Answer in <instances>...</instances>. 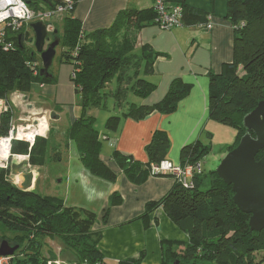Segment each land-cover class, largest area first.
<instances>
[{"label":"trees","instance_id":"obj_1","mask_svg":"<svg viewBox=\"0 0 264 264\" xmlns=\"http://www.w3.org/2000/svg\"><path fill=\"white\" fill-rule=\"evenodd\" d=\"M79 0H72L75 8ZM33 10L54 9L63 0H25ZM182 7L183 25L204 24L209 13L191 7L185 0H169ZM74 11V10H73ZM73 11L61 16L54 30L47 35L49 42L59 39L58 62L72 67L71 82L81 109L80 115L66 128L64 141L73 140L85 169L93 176L115 181L114 173L99 158L102 141L95 128V118L88 115L91 108L106 109V93L102 90L115 78L117 88L112 96L122 101L130 92L146 98L155 85L141 77L153 72V63L160 53L150 46L142 45L140 54L134 53L140 30L155 24L153 8H125L116 14L110 26L91 32L82 31L81 22L73 17ZM225 18L234 25L233 58L222 65L221 72L209 71L208 119L233 126L238 130L236 142L226 146L227 153L247 133L253 132L243 126V118L264 101V0H228ZM29 25L20 30L7 29L4 41L10 48L0 44V99L8 104V110L0 115V135H7L12 115L8 96L13 91L27 93L33 84H54L56 78L50 68L40 75V57L34 50L33 36L28 34ZM140 75V76H139ZM191 86L174 79L166 95L152 105L127 103L120 116H110L104 123L107 132L118 130L123 119L142 120L152 113H170L177 108L179 100L190 91ZM49 137L36 136L33 143L12 139L10 159L28 156L31 166H43L48 156ZM210 143L197 139L180 151L181 164H196L210 153ZM167 134L155 130L145 146L147 161L140 163L131 155L114 150L112 160L120 172L135 184L144 182L152 165H159L168 150ZM66 147V146H65ZM55 150V147L53 148ZM264 149L256 155L258 160ZM11 165L0 167V226L13 233L4 234L0 240L18 244V254L10 264H46L42 247L46 237L57 236L64 246L76 256L74 264H108L97 248L99 231L93 227L97 214L80 207L64 205L57 197L34 190H22L11 177ZM156 176H170L158 174ZM194 186L183 189L174 181L172 188L156 201L147 202L144 218L148 213L162 209L167 217L188 236L187 242L163 241L161 264H264V229L251 231L249 214L243 213L232 200L230 185L224 183L215 171L206 176L202 170L193 175ZM121 196L113 192L104 210L105 224L111 206L120 203ZM16 252V253H17ZM142 258V255H140ZM129 258L114 264H140L141 258ZM15 259V263L13 260Z\"/></svg>","mask_w":264,"mask_h":264},{"label":"crops","instance_id":"obj_2","mask_svg":"<svg viewBox=\"0 0 264 264\" xmlns=\"http://www.w3.org/2000/svg\"><path fill=\"white\" fill-rule=\"evenodd\" d=\"M185 2L191 7L208 12L212 27L205 29L202 24H196L183 25L171 30H160L156 25L142 28L135 46L140 48L138 54L142 52V45H148L153 52L160 53L154 60L153 72L142 76L146 81L154 84L155 89L146 98L131 99L128 103L137 105L158 103L166 95L174 79H180L191 86L188 94L179 100L173 112H154L139 121L131 118L123 119L114 133L99 131L95 123L102 141L99 158L116 173L115 181L91 175L79 158L75 142L64 141L66 128L81 113L71 82L72 67L69 64L53 65L52 62L50 71L56 78L54 84H33L27 93L13 91L8 96L12 112L10 120L15 121L20 127H25L28 125L26 122H34L45 116L47 128L38 136L49 137L50 133H53L51 148L55 147V150L49 151L50 143L48 148V156L53 159L47 160L43 166L34 167L25 164L34 169L28 170L33 173L30 190L37 191L40 178L44 177L48 180L47 170H44L47 166L55 165L57 168L61 166L63 176L59 182L64 187L63 195H44L60 198L66 206L85 208L97 214V222L93 230L100 233L97 248L108 264L137 258L140 255H142L140 264H161L163 241H188L187 234L160 208L148 213L144 218H139L144 213L147 202L160 199L172 188L173 177L149 174L144 182L135 184L120 172L111 158V153L118 150L131 155L140 163H145L147 161L145 146L150 142L155 130L167 134L170 149L164 160L175 164H181L180 151L185 145L197 139L204 143L206 140L211 142L212 134L209 128L207 129L210 121L208 72L219 74L222 65L232 60L234 25L225 18L228 0H185ZM151 7L152 0H79L74 8L73 17L81 22L82 31L88 33L110 26L118 11L122 9L140 10ZM60 18L61 16L57 20ZM24 95L27 96L26 101H23ZM40 95L62 106L58 114H55L56 119L50 118L51 108L44 99L37 98ZM92 109L99 108L88 110V115L94 117ZM61 140L63 142H60ZM69 150H71L70 154ZM24 159L22 157V161ZM23 166L20 173L16 174L22 184L25 179L22 178L21 173L26 172L22 170ZM113 192L121 196L120 203L111 206L104 224L102 222L104 210ZM46 246L49 248L45 251ZM66 250L70 251L61 239L52 236L44 239L41 253L46 260L58 259L63 263L74 264L76 256L72 253L67 254L64 252ZM17 258H22V255L17 253Z\"/></svg>","mask_w":264,"mask_h":264},{"label":"water","instance_id":"obj_3","mask_svg":"<svg viewBox=\"0 0 264 264\" xmlns=\"http://www.w3.org/2000/svg\"><path fill=\"white\" fill-rule=\"evenodd\" d=\"M29 28L33 33L34 50L41 61L39 73L47 76V71L56 56L59 39L45 43L48 33L46 24L42 21L31 22ZM53 33L56 34L57 30ZM26 100L27 96L24 95L23 101ZM50 118L56 119L57 116L51 113ZM243 126L252 131L254 136L249 133L243 135L239 143L224 155L215 172L224 183L231 186L233 203L243 213L250 215L248 221L250 230L261 231L264 229V154L258 160L256 155L264 149V101H259L255 108L245 115ZM22 157L25 158L24 161L11 165L12 174H19L21 167L29 164L28 156ZM21 176L25 182L20 188L30 191L32 171L22 172ZM18 249V244L12 245L3 239L0 242V257L11 261Z\"/></svg>","mask_w":264,"mask_h":264},{"label":"built area","instance_id":"obj_4","mask_svg":"<svg viewBox=\"0 0 264 264\" xmlns=\"http://www.w3.org/2000/svg\"><path fill=\"white\" fill-rule=\"evenodd\" d=\"M64 4L58 5L54 9H39L33 10L28 6L25 0H0V44L3 49L10 48V43L4 41L5 32L9 28L12 31H18L23 24L29 25L34 21H42L46 24L47 33H51L54 30L53 23L49 21L51 16L56 15L60 17L66 13H70L74 10L72 0H63ZM152 6L156 11L155 24L160 30H171L175 27L183 26L181 16L182 7L180 4H175L169 2V0H152ZM205 29H210L212 27L209 18L202 24ZM8 106L5 101L0 99V110L6 111ZM42 120L46 122V117L42 116L41 119L36 120V124H28L25 127H21L23 130H29L30 128H38V124ZM38 122V123H37ZM29 128V129H28ZM17 130V131H16ZM19 128L11 127L7 135H0V140H8L11 143L12 139L24 140L33 143L34 138L40 135L39 132H35L32 140L29 141L27 138L18 136ZM16 131V132H15ZM10 152V144H9ZM7 161L0 158V167H7ZM201 171V162L196 164L185 163L174 164L167 160H162L159 165H152L150 170L151 176H156L158 174H170L172 175L174 181L180 185L183 189L191 190L194 186L193 175L194 173H199ZM14 258V257H13ZM12 258V259H13ZM11 259V260H12ZM0 264H10L8 258L0 257ZM46 264H67L63 263L58 259H48Z\"/></svg>","mask_w":264,"mask_h":264},{"label":"rangeland","instance_id":"obj_5","mask_svg":"<svg viewBox=\"0 0 264 264\" xmlns=\"http://www.w3.org/2000/svg\"><path fill=\"white\" fill-rule=\"evenodd\" d=\"M56 20H57L56 15L51 16V19H49V21L51 23H56L57 22ZM53 26L55 27V24ZM28 34H29L30 38L33 36V33L31 31V29H28ZM45 43L47 44V40H46ZM32 45L33 44L28 43L29 47H31ZM59 52H60V48L57 47L56 56L54 57V60H53V65H56V63H59V64H63L62 66H64L65 63H60V62L57 61V57L59 55ZM139 52H140V48H135L134 53L138 54ZM139 74H141V77H142L143 76L142 75L143 71H140ZM116 88H117V83H116V80L114 78L108 83V85L105 87V89L102 90L104 93H106L105 103H106L107 108L106 109H92V114L94 115V118H95L96 128L99 131H106L105 128H104V123H105V121H106V119L108 117L115 116V115L116 116H120L126 110V105H127L128 102H131V99L139 98L137 96H134L130 92H128L125 95V97H124V99L122 101L120 100L119 102H116L115 96L111 95V93L115 92ZM37 98L44 99L45 97L43 95H40ZM8 101H10V100H8ZM44 101H46L48 103V105L50 106L51 113L58 114L57 112H59L60 109L62 108L61 105L54 104V103L50 102L49 99H44ZM17 102H18V100L16 101V103ZM9 104L11 105V103H9ZM0 112H1V110H0ZM64 118L66 119L65 114H64ZM24 120H26V118H24ZM15 123H16L15 121L13 122L12 120H10L9 130L11 129V127L20 128V126H18L19 124H15ZM26 123L29 124V125L30 124H36L35 121L34 122L33 121H29V122H26ZM208 128H209V131L212 134V136L210 138L211 151H210L209 154H207L201 160V170L206 176H209V173L211 171H215L216 170L219 162L221 161V159L226 154V152H225L226 146H230V145L235 144L236 138H237V133H238V130L236 128H234L233 126L225 125V124L219 123V122H217L215 120H210L209 121V127L207 126V129ZM18 136H20V133H18ZM60 142H63V141L61 140ZM205 142L209 143V140H206ZM49 143H50L49 151H54V149L51 148V145L53 143V133H51V139H50ZM69 143H71V142H69ZM169 149H170V143H169V146H168V150L166 152L167 154H168ZM70 152H71V150H69V154H70ZM9 157H10V155H9ZM9 157H8V160H7V164H9V165L14 164L16 162L15 157H12L11 160H9L10 159ZM20 162H22V161H20ZM56 165H59V164H56ZM30 169L34 170L33 168H31V166H27V165H24L23 168H22L23 171H28ZM44 170H47V173H48L47 174V178H48V180L46 178H44V177L40 178L39 184H38V188H37V192H39L41 194H50V195L51 194H54V195H61L62 194L63 195L62 189L64 187L59 182L60 179L62 178L61 176H63L62 175V167L60 166L59 168H57L55 165H50V166H47V168H45ZM17 176L18 175L12 174L10 179L15 185L21 186L22 185V181L20 179H17L16 178ZM2 234H5V235H7L9 237L13 236V233L4 230L0 226V237L2 236ZM58 241H60V240L58 239ZM0 242H1V240H0ZM48 248H49V246L48 247L46 246L44 248V250L46 251ZM64 252H66L67 254L72 253L73 255H75L72 251L66 250ZM17 253H19V252H17ZM17 253L14 254L15 258H17ZM13 263H15V259L13 260Z\"/></svg>","mask_w":264,"mask_h":264},{"label":"bare ground","instance_id":"obj_6","mask_svg":"<svg viewBox=\"0 0 264 264\" xmlns=\"http://www.w3.org/2000/svg\"><path fill=\"white\" fill-rule=\"evenodd\" d=\"M39 119V118H38ZM41 119V118H40ZM35 120V119H34ZM38 123V122H37ZM47 128V124L45 122H43L42 120H40L39 124H38V128H28L29 130H23L21 127L19 128V133H20V136L22 137H25L27 138L29 141L32 140V137L34 136V133L35 132H39L40 134H43V132L46 130ZM19 136V137H20ZM9 142L8 140H0V158L2 160H5L7 161L8 160V157L10 155V152H9ZM15 159H16V162L15 163H18L20 161H22V156H14ZM18 160V161H17ZM15 178V177H14ZM17 178V177H16Z\"/></svg>","mask_w":264,"mask_h":264},{"label":"flooded vegetation","instance_id":"obj_7","mask_svg":"<svg viewBox=\"0 0 264 264\" xmlns=\"http://www.w3.org/2000/svg\"><path fill=\"white\" fill-rule=\"evenodd\" d=\"M50 42H51V41H50ZM48 43H49V41L47 40V44H48ZM6 104H7V103H6ZM7 106H8V104H7ZM8 107H9V106H8ZM7 110H8V109H7ZM7 110H6V111H7ZM6 111H1V112H0V115H1V113L6 112Z\"/></svg>","mask_w":264,"mask_h":264}]
</instances>
